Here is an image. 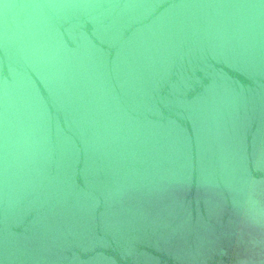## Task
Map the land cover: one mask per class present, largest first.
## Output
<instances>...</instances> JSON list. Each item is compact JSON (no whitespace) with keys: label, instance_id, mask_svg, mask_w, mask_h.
Instances as JSON below:
<instances>
[{"label":"water","instance_id":"obj_1","mask_svg":"<svg viewBox=\"0 0 264 264\" xmlns=\"http://www.w3.org/2000/svg\"><path fill=\"white\" fill-rule=\"evenodd\" d=\"M0 264H264V0H0Z\"/></svg>","mask_w":264,"mask_h":264}]
</instances>
